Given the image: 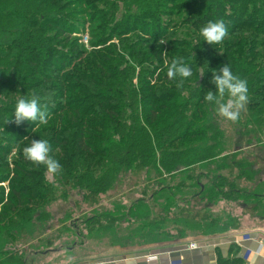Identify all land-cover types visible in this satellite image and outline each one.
<instances>
[{
    "label": "trees",
    "instance_id": "1",
    "mask_svg": "<svg viewBox=\"0 0 264 264\" xmlns=\"http://www.w3.org/2000/svg\"><path fill=\"white\" fill-rule=\"evenodd\" d=\"M174 1L0 0V184L8 185L5 196L0 190V264H26L21 246L38 240L32 226L41 217L34 216L57 184L97 195L125 174L152 180L147 201L113 204L94 218L104 221L100 238L109 234L129 247L238 229L240 218L227 208L215 211L220 203L264 210V173L227 140L224 117L204 99L214 91L211 72L227 64L247 84V118L230 121L242 137L252 135L246 147L264 149V0H181L160 23L164 5ZM77 5L99 14L94 23L117 28L110 60L93 51L76 54L79 31L69 10ZM218 19L227 27L222 42L192 48L199 29ZM123 55L142 68L135 85ZM149 55L146 72L142 58ZM176 58L193 72L180 86L166 75ZM34 77L36 86L28 82ZM34 95L46 107L47 122L15 123L16 101ZM31 139L48 141L49 155L61 166L57 173L24 158ZM10 147L16 158L9 163ZM121 223L129 227L119 238ZM218 263L243 264L237 256Z\"/></svg>",
    "mask_w": 264,
    "mask_h": 264
},
{
    "label": "rangeland",
    "instance_id": "2",
    "mask_svg": "<svg viewBox=\"0 0 264 264\" xmlns=\"http://www.w3.org/2000/svg\"><path fill=\"white\" fill-rule=\"evenodd\" d=\"M85 1V0H81ZM172 3V2H168ZM181 0H175L172 5H164L160 23L167 20L166 15L175 12ZM166 4V3H165ZM70 20L74 21L75 27L78 29V34L73 36V40L77 41L78 52L89 53L93 51L98 55H102V60H110L112 53L108 48L116 45V37L118 30L114 25L104 26L94 23L92 20L99 17V14L92 13L89 9L74 6L70 10ZM77 12V13H75ZM169 12V13H164ZM89 16V17H88ZM96 16V17H95ZM97 28L107 30V34L103 36ZM128 40V39H126ZM138 43V42H137ZM164 44H160L161 46ZM140 49L139 44H136V51ZM69 51L66 49L65 51ZM140 54H144L143 52ZM122 60L134 72L133 84H136L137 76L141 71V67L131 62L130 57L123 55ZM104 58V59H103ZM145 62V71L147 72L152 66V55L142 58ZM157 63V60H155ZM105 64V62H104ZM87 75L91 72L87 71ZM29 84L36 86L39 82L38 78L29 79ZM239 119L247 118V102L239 110ZM220 127L223 129L227 140L232 143V146L243 147L244 154L249 159L255 160L254 167L264 173V149H254L245 146L247 140L251 139V134L242 137L240 134L241 128L233 126L229 119H222ZM264 144V139H263ZM246 147V148H245ZM10 154L8 162L16 158V152L13 147L9 148ZM11 173V169L8 171ZM52 177L47 176L48 180ZM264 178V177H263ZM256 184V183H255ZM155 189V184L152 180L148 181L143 174H125L120 177L113 188L105 193L91 195L87 191L72 188L71 186L56 185L55 191L50 197V201L39 206L36 216L41 217V223H36L32 226L33 237L38 240L28 241L22 245L21 250L25 254L26 264H85L87 262L97 263L99 260L108 257L117 252L138 251L144 253L151 252L153 248H158L164 245H179L183 241H195L193 234L188 235L185 240L174 241L166 244H150L144 246H126L125 241L113 242L108 235L100 238L102 234H96L99 222L94 221L108 211H112L113 204L129 206L132 202L139 198H144L146 201L150 199L152 191ZM0 190L4 192V196L8 193V185L0 184ZM264 213V210L262 211ZM243 214V213H241ZM129 226L121 223L116 227L119 229L117 237H121V233ZM119 250V251H118ZM58 254V255H56ZM47 256L43 258V256Z\"/></svg>",
    "mask_w": 264,
    "mask_h": 264
},
{
    "label": "clouds",
    "instance_id": "3",
    "mask_svg": "<svg viewBox=\"0 0 264 264\" xmlns=\"http://www.w3.org/2000/svg\"><path fill=\"white\" fill-rule=\"evenodd\" d=\"M226 34L227 27L223 20H209L199 29L198 38L195 39L192 48L201 41L211 47L213 44L218 45ZM166 75L169 79L176 80L177 86H180L185 78L193 75L192 67L183 58L172 59L167 65ZM209 82L214 86V91H207L205 101L217 106L219 116L235 121L247 100L246 82L234 75L227 64L211 72ZM11 117L17 124L26 121L29 124L43 125L47 122L48 113L40 97L34 95L26 99L21 96L15 103ZM49 151L50 145L46 139H31V142L23 147L22 154L34 165L43 164L49 174H55L61 166L49 155Z\"/></svg>",
    "mask_w": 264,
    "mask_h": 264
},
{
    "label": "crops",
    "instance_id": "4",
    "mask_svg": "<svg viewBox=\"0 0 264 264\" xmlns=\"http://www.w3.org/2000/svg\"><path fill=\"white\" fill-rule=\"evenodd\" d=\"M224 208L241 219L240 227L224 234L192 238L197 243L196 250H186L187 241H183L179 245L153 248L148 253L160 256L152 263L145 261L144 253L125 251L108 254V257L97 263L85 264H169L170 260H179L180 264H219L218 258L231 259L234 256L240 258L243 264H264V213L252 211V205L248 207L226 203H220L215 207V211L221 212ZM244 235H248V241H241ZM233 246L236 248L235 252L230 249Z\"/></svg>",
    "mask_w": 264,
    "mask_h": 264
},
{
    "label": "built area",
    "instance_id": "5",
    "mask_svg": "<svg viewBox=\"0 0 264 264\" xmlns=\"http://www.w3.org/2000/svg\"><path fill=\"white\" fill-rule=\"evenodd\" d=\"M248 240H249L248 235H244L241 238V241H248ZM197 248H198V246H197V243L195 241H188L186 244V250L192 251V250H196ZM159 256H160V254L148 253L143 258L145 259L146 262L152 263L153 261H156ZM169 264H180V261L179 260H172V261L170 260Z\"/></svg>",
    "mask_w": 264,
    "mask_h": 264
}]
</instances>
